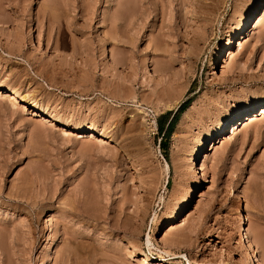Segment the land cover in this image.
I'll list each match as a JSON object with an SVG mask.
<instances>
[{"label":"rangeland","instance_id":"1","mask_svg":"<svg viewBox=\"0 0 264 264\" xmlns=\"http://www.w3.org/2000/svg\"><path fill=\"white\" fill-rule=\"evenodd\" d=\"M257 1L0 0V264H264Z\"/></svg>","mask_w":264,"mask_h":264},{"label":"bare ground","instance_id":"2","mask_svg":"<svg viewBox=\"0 0 264 264\" xmlns=\"http://www.w3.org/2000/svg\"><path fill=\"white\" fill-rule=\"evenodd\" d=\"M261 2H264V0H258L256 3L257 5ZM254 8V7H252ZM253 10V9H252ZM263 15H264V11H263ZM218 52V55H219V50L217 51ZM0 96L3 97L5 99V101L11 105V106H16V105H19L20 104V100L13 94H8V93H0ZM10 106V107H11ZM24 107V106H23ZM28 109V108H27ZM26 111H29L26 110ZM258 111H260V115H264V106H261L258 108ZM29 113V112H28ZM30 114L34 115V116H38V114L35 112V110H30ZM257 114V113H256ZM241 115H236L232 120H231V124H230V129H231V133H234L235 130L242 124H248V123H252L253 122V119H254V112H253V108L252 107H249L248 110L246 111V115H244L242 118L240 117ZM39 117H41V115H39ZM42 118V117H41ZM45 118H42V120H44ZM47 119V118H46ZM243 119H245L244 123H241L243 122ZM47 120H44V122H46ZM237 131V130H236ZM224 127H222L221 129H219L218 131V137L224 135ZM79 137L78 138H83V135L81 136L80 134L78 135ZM88 136L92 137L94 135H91V133H88ZM103 136V135H102ZM89 139H87L88 141ZM221 140H219L218 142L220 143ZM211 145V144H210ZM214 145H212L213 147ZM188 206V199H186L183 207H185V210ZM184 221V220H183ZM239 229L240 231H243V221L240 220L239 222ZM241 234V233H240ZM247 244H248V247L251 248L252 247V239L249 240L247 237ZM246 244V245H247ZM251 263V262H250ZM156 264H160V263H156Z\"/></svg>","mask_w":264,"mask_h":264},{"label":"trees","instance_id":"3","mask_svg":"<svg viewBox=\"0 0 264 264\" xmlns=\"http://www.w3.org/2000/svg\"><path fill=\"white\" fill-rule=\"evenodd\" d=\"M190 100H186L180 106L175 110V112H167L166 115V121L161 124L159 123V120H156V130L158 134H161L160 140H159V147L163 152L166 150V143L167 139L169 138V135L175 126L179 116L181 113L187 108L189 105Z\"/></svg>","mask_w":264,"mask_h":264},{"label":"built area","instance_id":"4","mask_svg":"<svg viewBox=\"0 0 264 264\" xmlns=\"http://www.w3.org/2000/svg\"><path fill=\"white\" fill-rule=\"evenodd\" d=\"M152 126H153V128L151 129L150 133L153 136V135H156L157 130L155 129V123L154 122H153V125Z\"/></svg>","mask_w":264,"mask_h":264}]
</instances>
